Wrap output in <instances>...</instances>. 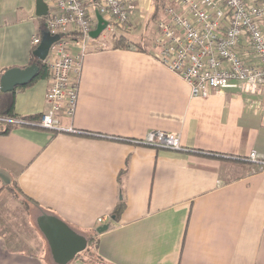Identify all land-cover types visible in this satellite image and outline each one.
<instances>
[{
    "label": "crops",
    "instance_id": "0c3cea01",
    "mask_svg": "<svg viewBox=\"0 0 264 264\" xmlns=\"http://www.w3.org/2000/svg\"><path fill=\"white\" fill-rule=\"evenodd\" d=\"M45 1L53 13L56 0ZM138 2L126 0L144 10ZM84 3L95 30L100 0ZM38 18L36 0H0V95L4 73L28 67ZM138 23L135 14L131 31L105 30L91 43L75 116L61 117L75 132L23 126L0 136V169L33 202L28 211L0 179V264H55L43 215L94 239L107 264H264V172L239 160L264 151L263 119L230 90L193 98L153 54L112 48L140 28L153 49L157 32L148 39ZM51 86L49 78L16 89L15 113H46ZM152 131L179 136L184 150L136 143ZM109 216L99 234L98 219Z\"/></svg>",
    "mask_w": 264,
    "mask_h": 264
},
{
    "label": "built area",
    "instance_id": "2783aa9c",
    "mask_svg": "<svg viewBox=\"0 0 264 264\" xmlns=\"http://www.w3.org/2000/svg\"><path fill=\"white\" fill-rule=\"evenodd\" d=\"M98 10L108 22L106 32L133 29L126 1L100 0ZM49 12L46 31L61 36L46 59L52 80L46 95L49 110L29 126L53 133L75 132L63 127L61 117L73 118L77 110L82 63L94 41L91 15L84 0H56L54 12L50 8ZM156 26L153 49L143 41L142 50L151 49L164 67L182 78L193 98L207 99L214 90L237 91L247 97L249 111L264 121V0H163ZM73 33L78 37H69ZM40 43L41 36L35 35L32 46ZM136 143L184 150L179 136L162 131H152ZM245 158L264 172V151H252ZM111 222L110 216L101 217L97 227Z\"/></svg>",
    "mask_w": 264,
    "mask_h": 264
},
{
    "label": "water",
    "instance_id": "95a60500",
    "mask_svg": "<svg viewBox=\"0 0 264 264\" xmlns=\"http://www.w3.org/2000/svg\"><path fill=\"white\" fill-rule=\"evenodd\" d=\"M49 14V6L45 0H36V16L39 18L47 17ZM98 25L91 32V37L97 39L107 29L108 22L101 15H97ZM61 36L44 32L41 35V43L35 49L34 56L39 61H46L50 49L53 45L60 42ZM40 68L37 64L25 68H11L7 70L1 79V92L10 93L18 87L29 85L38 75ZM0 179L3 185L8 186L12 183L11 175L0 169ZM38 226L45 236L49 253L55 264H71L79 254L88 249L89 238L73 230L69 225L61 219L51 215H43L38 220ZM109 229V225H105L97 232L102 234Z\"/></svg>",
    "mask_w": 264,
    "mask_h": 264
},
{
    "label": "trees",
    "instance_id": "16d2710c",
    "mask_svg": "<svg viewBox=\"0 0 264 264\" xmlns=\"http://www.w3.org/2000/svg\"><path fill=\"white\" fill-rule=\"evenodd\" d=\"M162 8H163V0H153L151 20L154 21L155 23L161 16ZM49 17H50V12L47 17L38 18V35L41 36L42 33L46 32V23ZM62 37H66V35L63 34ZM69 37L75 38L78 37V35L73 33ZM36 48H37L36 46H32L30 62L28 66L37 64L40 68V71L36 76V78L29 85L18 88L31 87L35 83L41 80H47L50 78V68L48 66V63L46 61H39V59L36 58L33 54ZM112 48L130 50L134 48V44L131 40H129L125 36L114 37L112 40ZM136 49L138 51H142V48L139 45L136 46ZM15 91L10 93H2L0 95V136H6L18 127H23V126L29 127V125L37 123L40 119L41 115L19 117L15 113V104H16ZM239 160L248 162L246 158L240 157ZM6 188L11 191L14 197L22 198L23 203L25 204L27 210L30 209V204L33 205L32 199L25 196L24 193L19 189V187H17L15 182H12V184L6 186ZM125 207H126V203L122 201L116 209L117 216H119L124 211ZM89 240H91V242H89L88 249L83 253L79 254L77 258L82 259L87 264H107L102 258L94 255L93 253L94 250L92 249V247H94L92 246V244H95L94 239H89ZM47 259L51 261L50 255L47 256Z\"/></svg>",
    "mask_w": 264,
    "mask_h": 264
},
{
    "label": "rangeland",
    "instance_id": "374dc122",
    "mask_svg": "<svg viewBox=\"0 0 264 264\" xmlns=\"http://www.w3.org/2000/svg\"><path fill=\"white\" fill-rule=\"evenodd\" d=\"M124 1H126V0H124ZM138 1H140L143 4L144 10L140 11V10L134 8L131 11V13L133 16H135V14H137V19L139 21L138 26L141 27V30L145 28V30L147 31L148 39H149L150 37H152V35H154V33L157 32L156 23L151 20V14H152V9H153V0H137V2ZM106 17L110 18L109 15H106ZM139 31H140V28L135 30L133 32V34H126L125 35L127 38H135V39H132L133 40L132 42L134 44V48L130 49V51L138 52V50L136 49V46L139 45L141 48L143 46V42L141 43V39L138 36H136L137 32H139ZM104 34L105 33H103L101 35V37H99V38H102L104 36ZM97 39H95V40H97ZM101 47H106V46L102 45ZM141 52H144V51L142 50ZM150 52L151 51L144 52L141 54L146 55V56H148V55L150 56V55H152V53H150ZM230 91L236 93L239 97H241V99H242L241 101H243V103L245 102V109H246V107L248 109V105H247L246 98L244 97V95L240 94V92H237V91H232V90H230ZM28 211H30V209ZM92 246H94V247H92V249L95 250V245L92 244Z\"/></svg>",
    "mask_w": 264,
    "mask_h": 264
}]
</instances>
